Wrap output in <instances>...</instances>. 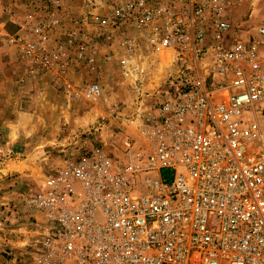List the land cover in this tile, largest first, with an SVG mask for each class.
Returning a JSON list of instances; mask_svg holds the SVG:
<instances>
[{"label":"built area","instance_id":"built-area-1","mask_svg":"<svg viewBox=\"0 0 264 264\" xmlns=\"http://www.w3.org/2000/svg\"><path fill=\"white\" fill-rule=\"evenodd\" d=\"M242 1L118 0L109 15L69 19L64 40L57 6L44 0L22 19L10 42L33 74L108 64L98 46H113L114 31L135 87L140 54L169 55L166 76L140 96L153 102L128 121L137 140L126 133L106 153L84 147L98 128L73 137L27 199L42 222L36 264H264V18L235 28ZM77 91L90 99L102 87Z\"/></svg>","mask_w":264,"mask_h":264},{"label":"rangeland","instance_id":"rangeland-1","mask_svg":"<svg viewBox=\"0 0 264 264\" xmlns=\"http://www.w3.org/2000/svg\"><path fill=\"white\" fill-rule=\"evenodd\" d=\"M43 2L14 0L10 5L9 0H3L4 9L2 13L0 10V14L4 20L16 15L24 19L43 11ZM262 18L264 0H243L233 10L232 23L235 28L248 33ZM4 28L9 36H13L15 28L10 21L4 23ZM98 51L99 59L111 52L112 61L105 65L99 60L97 77L89 73L80 75L82 82L95 78L102 84L104 93L98 100L90 101L79 96L74 102L63 103L58 94L60 90L55 88V92L47 96L49 104L37 106L34 117L25 112L24 106H17L18 111L23 113L19 112L13 121V145L7 144V130L0 128V264H36L42 222L39 215L27 207L26 201L38 191L43 177L56 167L63 156L73 152V137L93 127L98 128L91 143H86L84 147L94 146L106 153H114L110 146L117 147L118 140L126 133L137 140V132L128 121L137 115L139 107L135 92L138 90L127 88L124 85L126 80L117 70V60L122 54L119 38H115L113 46L100 44ZM168 56L156 58L155 63L154 57L142 60L143 63L154 64L155 69L150 68L145 75L150 79L143 86L144 91L140 92L147 90L150 94L160 84L167 74L165 65ZM140 57L143 59L142 54ZM153 100L150 98L141 110L151 105ZM17 134L22 135L23 143L18 141ZM69 144L71 147H66Z\"/></svg>","mask_w":264,"mask_h":264},{"label":"crops","instance_id":"crops-1","mask_svg":"<svg viewBox=\"0 0 264 264\" xmlns=\"http://www.w3.org/2000/svg\"><path fill=\"white\" fill-rule=\"evenodd\" d=\"M13 1L14 0H9L10 5L13 3ZM116 1L118 0H99V6H97L95 9H92L85 4V0H45V2L50 3L51 7L57 6L60 10V13L56 14L57 18L55 19L59 23V29L57 30L56 35L60 36L59 40L65 39V32L70 26L69 19L83 18L84 16L86 17V14L95 12L101 15H109L110 9L107 4ZM2 2L3 0H0L1 13L2 9H4ZM17 16L18 15L9 17L7 20H4L2 19L3 17L0 14V128L3 127L7 130V133H5V137L8 139L7 144L10 146L14 143V134L12 133L13 121L16 115L19 114V112L23 113L21 111H18L17 106H24L25 112L29 116L34 117L37 111V106L49 104L50 101L47 96L54 93L55 88L57 90H60L58 94L60 95L59 98L61 99V101L63 103H69L74 102L76 101L75 99L79 98V96L76 95V92H78V88L84 85V83L86 82H91L102 87L101 94L96 97L90 98V101L98 100L104 93V87L100 82L95 80V78H92L93 80L90 79L89 81L86 80L85 82H82V79L80 77V75H82L81 73H89L92 77H95L97 75L99 65L102 61H98L97 64L91 68H84L82 66H77L74 64L65 66L63 69L55 68V70L53 71L49 70L35 74L32 73V70L25 69L19 62H17L15 58V46L10 42L12 36H9L4 28V23L6 21H10V23H12L15 28V30H13V33L18 34V32H20L19 26L23 17ZM61 26L64 27L62 28ZM116 32L118 31H114L111 36L114 39L118 37L116 36V34H118ZM132 32L133 29H129L128 32L123 33L120 37L123 38L125 36H130ZM138 34L139 36H143L141 32H138ZM53 38L57 39V37L55 36ZM147 56L148 55L143 54L142 58L145 59L147 58ZM153 63H155V61ZM145 64L147 66L145 75L147 76V72L150 70V68L151 70H154L155 68L154 64L152 63ZM117 70L122 77V73L119 67L117 68ZM144 77L145 76H143L142 81L143 85L140 88H137L139 86L135 87L134 83L131 80L122 77L126 80V82H124V85L127 88H131L135 91L138 90L135 92V101H137L136 105L138 104L137 107H143L147 103L146 101H144V98L140 97L143 93L140 91H144L145 87L143 89V86L147 84V79L149 78ZM54 80H56V82ZM68 86H70V89H72L73 91L68 89ZM145 92L148 91L146 90ZM15 136L20 142L24 140L22 138V135L17 134ZM15 143H17V140L15 141Z\"/></svg>","mask_w":264,"mask_h":264}]
</instances>
